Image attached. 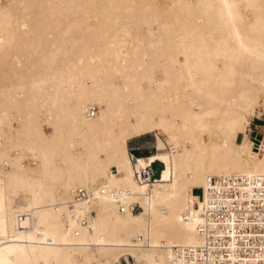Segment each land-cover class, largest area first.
<instances>
[{
	"label": "bare ground",
	"instance_id": "bare-ground-1",
	"mask_svg": "<svg viewBox=\"0 0 264 264\" xmlns=\"http://www.w3.org/2000/svg\"><path fill=\"white\" fill-rule=\"evenodd\" d=\"M263 114L264 0H0V264H173L208 177L264 174Z\"/></svg>",
	"mask_w": 264,
	"mask_h": 264
},
{
	"label": "built area",
	"instance_id": "built-area-1",
	"mask_svg": "<svg viewBox=\"0 0 264 264\" xmlns=\"http://www.w3.org/2000/svg\"><path fill=\"white\" fill-rule=\"evenodd\" d=\"M89 110L94 114L98 106L92 105ZM247 132L252 147L260 150L264 145V114L251 119ZM130 151L137 182L154 184L159 177L154 169L157 160L139 164L140 157L132 149ZM72 193L69 208L75 215L77 204L89 201L91 193L81 186L74 187ZM111 193L120 197L122 210L141 208L139 203H129L121 198L125 191ZM203 197L202 221L197 226L202 242L175 246L173 264H264V174L212 175L207 179ZM80 221L83 225L89 222L84 217ZM119 264H135V259L123 257Z\"/></svg>",
	"mask_w": 264,
	"mask_h": 264
},
{
	"label": "rangeland",
	"instance_id": "rangeland-1",
	"mask_svg": "<svg viewBox=\"0 0 264 264\" xmlns=\"http://www.w3.org/2000/svg\"><path fill=\"white\" fill-rule=\"evenodd\" d=\"M153 26L156 28V25H153ZM15 124H18V122L15 121ZM47 130L50 131L49 128ZM143 137H146V138L134 139V140L131 141V148H132L133 152L136 155H140L141 152L148 153L149 151H148L147 148H152V151L154 149V146H155V136H154V134H148V135L143 136ZM144 147L146 148L145 151H143ZM163 167H164V163L159 161V160H157L154 163V169H155V175L156 176L160 175V172H161Z\"/></svg>",
	"mask_w": 264,
	"mask_h": 264
},
{
	"label": "crops",
	"instance_id": "crops-1",
	"mask_svg": "<svg viewBox=\"0 0 264 264\" xmlns=\"http://www.w3.org/2000/svg\"><path fill=\"white\" fill-rule=\"evenodd\" d=\"M142 138H146V137H143V136H142V137H139V138H134V139H142ZM134 139H131V140L129 141V144H130V145H129V148H130V149H132V148H131V141H132V140H134ZM145 147H146V146H145ZM145 147H144L143 151H145V150H146V148H145ZM147 149H148V151H149L148 153H150V151H151V148H147ZM148 153H143V152H141V154H140V155H138V156H142V155H144V156H145V155H147Z\"/></svg>",
	"mask_w": 264,
	"mask_h": 264
}]
</instances>
